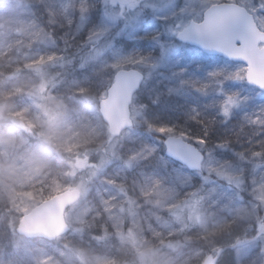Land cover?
Here are the masks:
<instances>
[{
	"label": "rangeland",
	"instance_id": "obj_1",
	"mask_svg": "<svg viewBox=\"0 0 264 264\" xmlns=\"http://www.w3.org/2000/svg\"><path fill=\"white\" fill-rule=\"evenodd\" d=\"M184 2L151 0L123 18L103 0H0V264H202L217 253V264H264V242L251 237L264 213V159L253 158L264 151V94L230 78L242 64L177 40L173 14ZM93 28L107 29L99 54L85 40ZM79 49L91 52L71 67L64 56ZM134 53L157 67L132 97L134 126L98 154L108 65ZM229 96L237 98L225 116ZM161 125L192 137L206 130L205 159L231 161L228 169L208 179L214 165L176 163ZM59 150L66 165L56 163ZM91 153L98 159L74 167ZM71 187L81 196L56 241L8 234L17 212ZM185 214L188 224L178 219Z\"/></svg>",
	"mask_w": 264,
	"mask_h": 264
},
{
	"label": "snow or ice",
	"instance_id": "obj_2",
	"mask_svg": "<svg viewBox=\"0 0 264 264\" xmlns=\"http://www.w3.org/2000/svg\"><path fill=\"white\" fill-rule=\"evenodd\" d=\"M103 3L114 10L117 16L126 18L130 13L148 6L151 0H103ZM87 12L86 5L76 10L80 19H83ZM173 15L180 18L171 26V31L179 40L195 42L207 51L219 52L229 60L242 64L243 67L237 68L230 78L237 81L246 79L254 87L260 88L258 94H264V80L259 84L253 80L254 75L264 77V0H185ZM68 22L71 25L73 21ZM106 32V28H93L85 38L97 54L103 51L102 42ZM108 67L113 71L114 87L124 83L127 90L135 95L145 79V69L150 71L156 68L157 64L146 55L134 53L116 59ZM237 96L227 98L223 115H229L228 105L235 103ZM190 119L201 123L198 115ZM155 130L165 136L169 156L186 168L193 171L196 168L202 170L203 165L207 163L214 165L208 168V172L218 175L214 168L228 169L231 164V161L213 157L212 153H208L205 159V153L200 146L207 145L206 130L205 135L196 137L191 136L190 130L177 131L172 125H161ZM216 147L223 149L226 145L220 142ZM150 151L154 153L155 150ZM253 158L264 159V151L253 153ZM261 232L264 234V221L261 222Z\"/></svg>",
	"mask_w": 264,
	"mask_h": 264
},
{
	"label": "water",
	"instance_id": "obj_3",
	"mask_svg": "<svg viewBox=\"0 0 264 264\" xmlns=\"http://www.w3.org/2000/svg\"><path fill=\"white\" fill-rule=\"evenodd\" d=\"M181 42H187L190 45L199 47L206 53L221 55L219 52L207 51L192 41ZM223 57L229 60L227 57ZM253 80L259 84L261 80H264V77L254 75ZM245 82L248 83L246 79ZM114 83L115 81H113L108 88L107 96L100 100L99 111L101 112L104 122L108 125V132L113 136H118L123 129L128 128L133 124L129 111L132 94L127 90L124 83H121L119 87H114ZM248 84L254 87L253 84ZM256 88L260 90L259 87ZM163 142L165 147L164 153L168 157L169 154L166 149L165 139ZM169 157L172 159L171 156ZM193 159H195V157H193ZM84 163L85 161L80 159L75 163V166L81 169ZM188 169L191 170V168ZM200 169L201 168H196V170ZM79 197L80 191L77 188L72 187L71 189L62 190L60 193L49 197V199L39 202L37 206L33 207L28 213L19 219L16 225L17 234H21L27 238L43 237L48 240L61 236L68 230V224L64 220V211L67 207L71 206V204L75 203ZM217 257L218 253L215 256L209 255L204 259L202 264H209V259L211 264H217Z\"/></svg>",
	"mask_w": 264,
	"mask_h": 264
},
{
	"label": "trees",
	"instance_id": "obj_4",
	"mask_svg": "<svg viewBox=\"0 0 264 264\" xmlns=\"http://www.w3.org/2000/svg\"><path fill=\"white\" fill-rule=\"evenodd\" d=\"M90 52H91V50H90ZM88 50L87 51H83V50H81V49H79V50H76V51H74V52H72L71 51V54H65V56L64 57H68V56H71V58L73 59L74 58V60H71L73 63H74V65L73 66H71V67H75V65L76 64H78V63H80V62H82L85 58H86V56L87 55H89V53H90ZM78 55V56H77ZM72 63V64H73ZM102 123V122H101ZM102 125H103V127L104 128H106V126H105V123H102ZM19 126V125H18ZM25 129V128H24ZM26 130V129H25ZM28 132V131H27ZM112 139V137L108 134L107 135V139L105 140V142L103 143V144H101L102 146L100 147V149H98V154H104L107 150H109L110 149V140ZM162 137L160 136L159 137V142L162 144L163 142H162ZM97 154V153H96ZM55 156H56V158H57V160H58V162H56L58 165L59 164H63V165H66V159L65 158H67V154L66 153H61L60 152V150L58 151V152H56L55 151ZM88 162H92V161H94V160H97L98 159V156L97 155H95V154H92L91 153V155H88L86 158H85ZM71 160V159H70ZM59 168H62V165H61V167H59ZM212 179V178H215V179H217L214 175L213 176H211V177H208V179ZM218 180V179H217ZM223 182V181H222ZM225 182H227V183H229L230 185H233L234 186V184H232V183H230V182H228V181H224L223 183H225ZM239 194L240 195H243L244 196V198L246 197V194H243V191H240L239 192ZM27 211H28V209H27ZM26 211H23V213H25ZM190 212V211H189ZM197 213L198 214H200L199 213V211H198V209H197ZM190 214H192L191 212H190ZM16 215H18L17 217L15 216V217H13L12 219H11V221L7 224V231H8V234H10V235H12V236H14V237H17L18 238V235L16 234V232H15V228H16V224H17V221H18V219H19V217L22 215V213L21 212H17L16 213ZM257 221H256V228H255V230L253 231V233H252V238L253 239H257V240H259V241H262V242H264V234H262V232H261V222L262 221H264V213L262 212V210L260 209V207L257 209ZM186 216H187V214H185L183 217H184V219L183 218H178L180 221H186V224H188V222H190V220H186L187 218H186ZM175 217L177 218L178 217V214H176L175 215ZM243 240H246V239H243ZM56 241V240H55ZM137 263H139V262H137ZM137 263H135V264H137Z\"/></svg>",
	"mask_w": 264,
	"mask_h": 264
}]
</instances>
